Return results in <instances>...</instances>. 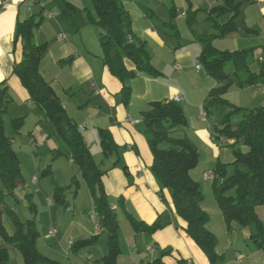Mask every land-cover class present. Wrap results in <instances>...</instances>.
Masks as SVG:
<instances>
[{
	"label": "crops",
	"instance_id": "crops-1",
	"mask_svg": "<svg viewBox=\"0 0 264 264\" xmlns=\"http://www.w3.org/2000/svg\"><path fill=\"white\" fill-rule=\"evenodd\" d=\"M120 1L132 18L133 41L146 44L152 65L160 73L158 77L136 72L134 78L122 83L111 74L103 61L99 29L88 18L93 9L91 0H0V84L5 82L10 90L13 98L10 108L20 102L30 103L34 110L40 109L32 103L20 79L14 75V66L22 60V43L15 42L18 23L41 14L43 20L34 31V40L37 45H48L47 54L40 63L43 78L50 83L88 147L101 140V130L110 132L116 145L111 155H105L110 162L102 170L106 172L103 183L109 205L119 224L116 264H211L186 233L187 223L177 215L171 191L162 187L154 176V157L141 123L152 102H172L181 94L180 105L187 126L177 137L188 139L198 150L200 162L205 164L202 174L210 173V160L223 163L218 136L212 131L210 121L214 113L207 115L204 110L210 91L222 82L210 77L204 68H196L203 46L200 43V48L193 54L190 43H199L192 29L200 34H217L208 20L209 11L226 6L227 0H171L175 4L170 12L177 34L167 26L166 18L156 13L158 6L167 13L168 0L159 3L156 0H147V3L143 0ZM4 2L7 3L2 8ZM218 21L225 23L227 19L224 16ZM236 24L238 28L221 39L227 41L221 51L253 50L250 72L257 81L244 87L234 81L226 100L240 108H264V65L258 61L264 57V0L243 5ZM242 27L250 32H245ZM177 65L182 68L180 72L176 70ZM126 66L128 70L136 71L129 61ZM242 78L247 79V75ZM124 87L130 89L127 102L124 101L127 97L122 96ZM137 120L141 123H134ZM241 149L247 151L244 145ZM197 172L190 173L196 182ZM214 177L212 175V179ZM75 180L78 187L83 186L84 192L81 194L79 190L73 203L66 201L63 205L72 216L63 218L60 223L52 221L57 233L51 235L53 229H50L46 239L38 238V250L61 264H104L101 261L109 253L107 234L98 229V214L81 173ZM211 204L203 202L201 207L210 217L208 230L217 234L213 222L217 219L221 226L225 220L219 206ZM260 209L262 207L256 212L263 221ZM88 215L90 218L86 219ZM129 215L149 226L161 221L164 227L154 233L138 232ZM229 234H232V228ZM94 236H97L94 244L73 250L79 241ZM149 247L155 250L153 255L147 250ZM84 249L87 251H82ZM255 250L264 264V251ZM65 255L66 263L60 260Z\"/></svg>",
	"mask_w": 264,
	"mask_h": 264
},
{
	"label": "trees",
	"instance_id": "trees-1",
	"mask_svg": "<svg viewBox=\"0 0 264 264\" xmlns=\"http://www.w3.org/2000/svg\"><path fill=\"white\" fill-rule=\"evenodd\" d=\"M93 9L89 11L90 23L98 27L100 45L103 51V61L109 67L111 74L122 83L136 76V72L150 77H158L160 73L154 68L146 44L133 41L132 18L120 0H91ZM254 0H227L226 6H217L209 11L208 20L213 23L217 34H200L192 29L196 40L203 45L199 58L205 72L222 85L210 91L204 110L207 115L212 114L214 108L224 106L231 113H239L242 119L235 124L229 122L221 130V137L232 140L229 144L234 149L236 171L227 178L226 165L219 163L213 180V193L222 211L228 231L232 224L241 226H257V233L251 236L255 247L264 251V225L257 215V208L264 206V108L247 110L229 103L224 96L227 94L234 80L225 72L226 65L231 63L238 85H254L257 78L250 72L253 50L238 52L219 51L214 48L213 41L224 38L238 27L237 19L243 5L253 3ZM227 21H218L220 17ZM39 17V19H38ZM190 20V17L188 18ZM43 17L33 16L24 22H19L16 30V44L22 43V60L15 64L16 75L22 86L27 90L32 103L40 108L45 117L55 126L57 138L61 140L68 151L67 157L80 167V173L89 187L96 212L97 224L107 234L109 253L101 262L116 264L119 255V224L116 213L111 210L108 195L105 191L102 171L86 145L77 126L68 117L62 102L55 91L42 76L40 63L47 54L48 45H37L34 31L40 26ZM176 31L173 23L167 24ZM249 33L250 30L242 27ZM129 61L136 71L128 70ZM242 75H247L243 79ZM130 89L124 87L122 96L127 102ZM13 104V98L5 82L0 84V182L8 192L12 193L22 183L20 160L12 146V138L6 132L4 115ZM24 118L12 121L15 129L20 128ZM143 133L148 139L154 161L152 171L158 183L171 191L175 211L186 223V233L200 247L211 264H218L217 237L208 230L209 215L202 209L204 193L200 185L191 177V172L200 162L198 150L186 138L177 137L178 132L187 126V118L180 103L152 102L148 111L143 114L141 123ZM103 153L108 156L116 148L110 132L100 131ZM220 139V136L217 137ZM244 145L246 152L237 149ZM50 172V171H49ZM76 183V180L73 179ZM235 191V195L232 194ZM55 197L62 205L66 200L61 189H56ZM0 192V238L6 244L14 245L22 253L24 264H61L43 254L37 248L38 231L35 225H24L16 220V234L7 235L4 230L2 215L9 212ZM130 222L138 232L154 233L164 227V223L157 221L147 225L137 221L131 215ZM15 219V217H13ZM97 236L79 241L73 246L77 250L84 245L95 243ZM0 264H9V255L5 248L0 247Z\"/></svg>",
	"mask_w": 264,
	"mask_h": 264
},
{
	"label": "rangeland",
	"instance_id": "rangeland-1",
	"mask_svg": "<svg viewBox=\"0 0 264 264\" xmlns=\"http://www.w3.org/2000/svg\"><path fill=\"white\" fill-rule=\"evenodd\" d=\"M143 1L144 3H147V0ZM156 1L158 3L160 2V0ZM168 2L170 6L167 13H163L162 6L157 7L156 13H158L159 16L165 17L169 24L170 22L173 23L172 19L174 17L171 16L170 9L175 4L171 0H168ZM36 29H38V27ZM225 44H227V41L221 40L220 38L213 41L214 48L219 51L223 49ZM201 45L197 42L190 43V53L194 54ZM252 63L255 64V62ZM233 69V65L228 63L225 72L230 78L237 81ZM227 94L224 96V99H227ZM243 96L245 95L242 94V98H244ZM23 105L26 106L27 110L24 109L25 107ZM242 108L253 110L261 108V106ZM39 110L40 109L34 110V106H31L30 103L22 104L18 102L14 108H9L7 114L4 115L6 131L8 136L12 138V146L20 160L22 175L21 185L12 193L8 192L0 182V192L2 191L5 203L10 208L9 212H5L2 215L4 230L10 237L15 236L16 234L17 220L27 226L35 225L39 234V240L46 239L49 230L54 229L52 221H58V223H60L59 221H62L63 218L72 216V213L70 214L66 212L67 210H65L64 206L57 201L55 197L56 189H61L65 200L69 203H73L76 192L79 190L81 194L84 192V189L82 188L83 186L78 187V185L73 182V179L78 177V174L80 173L79 165L72 162L67 157L68 151L64 143L57 138L55 126L45 117L43 111ZM211 110L212 113H214V115L210 116V121L213 123L212 131L220 137L222 136L221 130L228 122L230 124H235L242 119L241 114L231 113L232 110H229L224 106ZM19 118H24V123L20 128L15 129L12 121ZM219 144L221 161L223 162L221 164L226 165L225 176L229 178L233 176L236 171V167L233 164L235 161L234 149L229 146L228 143H222L220 140ZM241 147L242 145H238L237 149L242 151ZM89 149L95 162L101 166L102 170H104L105 165L110 162V159L106 158L103 153L101 140H98L97 144H90ZM203 158L204 160H207L205 156H203ZM203 162L204 161L199 162L198 166L193 171H198L196 177L198 178L197 183L200 185L205 196L203 202L209 203V205L211 203V205H215L217 202L213 193L214 178L209 182L205 181L203 177L204 174H202L205 165ZM218 164L217 160H210L208 169L212 175H214ZM34 177L37 178L35 186L32 183ZM232 194L235 195V191H232ZM85 203L86 202H84V204ZM260 210L262 212L260 215H262L263 221L260 217L258 218L264 225V206H262V209ZM13 217H15V219H13ZM89 218L88 215L86 219ZM213 227L216 229L217 234L214 235L218 240L216 248L217 255L220 257L218 264H261V255L255 254L257 250H255L256 247L251 240V236L257 233V226L244 227L233 223L232 234H229L226 223L224 225L221 224L220 226L216 219L213 222ZM104 240L106 243V239ZM0 247L7 250L9 264L23 263L22 253L14 245L6 244L5 241L0 238ZM87 249L82 251H87ZM226 253L227 255L225 256L224 254ZM235 253H238L237 257L235 256ZM148 258L153 260L149 255ZM60 260L66 263L67 256L65 255L60 258ZM97 260H100V257H98Z\"/></svg>",
	"mask_w": 264,
	"mask_h": 264
},
{
	"label": "built area",
	"instance_id": "built-area-1",
	"mask_svg": "<svg viewBox=\"0 0 264 264\" xmlns=\"http://www.w3.org/2000/svg\"><path fill=\"white\" fill-rule=\"evenodd\" d=\"M6 3L7 2H4L3 4H2V8L6 5ZM41 6L43 7L44 5L43 4H41ZM1 8V9H2ZM61 39H63L64 37H60ZM258 61H259V63L261 64V65H264V57H260L259 59H258ZM196 68L197 69H202L203 68V66H202V64L200 63V62H197V65H196ZM176 70L178 71V72H180L181 70H182V68L180 67V66H176ZM183 100V97H182V95L181 94H179V95H177V96H175V98H174V102H176V103H180L181 101ZM134 123H141L140 121H134ZM222 143H228V144H232L233 143V141L232 140H229V139H226L225 137H220V139H219ZM204 179L207 181V182H209L211 179H212V175L210 174V173H206V174H204ZM33 185H36V183H37V178L36 177H34L33 178ZM97 226H98V229H100V227H99V225L97 224ZM57 233V231L55 230V229H53V230H51V232H50V234L51 235H55ZM152 255L155 253V250L153 249V248H151V247H149L148 249H147Z\"/></svg>",
	"mask_w": 264,
	"mask_h": 264
}]
</instances>
